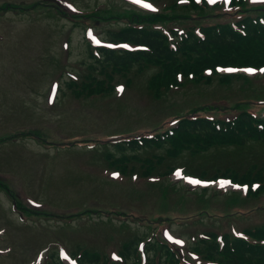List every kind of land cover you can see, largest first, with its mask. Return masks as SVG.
Returning <instances> with one entry per match:
<instances>
[{"label":"rangeland","instance_id":"obj_1","mask_svg":"<svg viewBox=\"0 0 264 264\" xmlns=\"http://www.w3.org/2000/svg\"><path fill=\"white\" fill-rule=\"evenodd\" d=\"M5 1L30 4L35 0H0V3ZM60 2L73 10L93 7L97 3L124 7V3L118 0ZM48 9L49 7L39 8L37 11L30 9L26 13L13 9L0 13V34L3 35L0 36V137L25 129L38 130L47 139L57 140L75 136H103L136 127L138 129L131 131L141 130L140 128L149 130L164 116L180 111L186 106L222 100V103H226L229 102L226 97L235 101L245 93L244 87L247 86L243 80L228 83L215 80L209 84L201 82L172 90L168 95L155 99L148 90L149 78L155 71L149 69L133 73L132 84L126 86L121 94L117 91L115 95L116 91L112 88L95 98L77 97L74 88L69 84L67 86L66 82L77 76L81 77V81L88 73L83 64L84 60L89 61L85 39L86 25L76 24L73 19L60 13H51ZM120 25V22L103 21L102 26L95 28V32L101 35L108 28ZM66 41H69L68 48L65 46ZM58 78L61 82L60 90L56 104H51L48 92L51 89L52 94L53 88L59 82ZM119 80L121 79L115 77L113 83ZM106 86L108 87V84ZM109 144L98 145L99 152L96 148L86 149L80 146L62 150L48 149L52 146L34 139L0 143V174L3 176L0 180L15 191L18 190L15 193L28 206L36 208L34 205L38 204L42 210H55L60 212L59 214L78 212L84 206L93 209L99 207L101 210L92 212L94 218L102 222L98 229L95 222L87 228L84 223L87 225L90 220L88 217L74 222H63L62 219L56 218L40 220L37 219L38 214L30 212L24 213L26 220L22 221L21 216H16L14 210L9 209V194L0 189V252L7 246L12 254L3 257L0 264H33L39 261V252H49L53 246L61 250L71 249L74 243L93 238H96L94 245L104 248L109 244L111 252L114 251L117 248L115 245L121 243L131 231L146 230L145 226L139 224H130L127 229L121 228L119 224L105 225L106 220H100L99 212L104 213L102 210L106 208L115 209V205L120 209L143 210L151 214L159 210L176 214L180 213L177 208H189L190 211L207 203L204 206L212 213L217 212L218 208H227V212L232 213L225 205L224 197H206L196 202V195L193 193L192 199L187 203L173 206L174 199H171L167 207H164L163 203L158 201L161 194L160 184L154 176L152 179H137L134 186L131 176L124 175L121 179L125 187L118 186L122 181L110 178L108 169L112 167L107 166L105 153L108 149L118 155L121 152ZM164 149L140 148V154L137 155L150 157L154 153L164 154ZM235 149L234 146L214 148L198 157L187 152L184 156L169 161L173 165L186 163L212 169L214 165H239L238 162H243L244 157L248 160L253 155H264V146L256 143L232 154ZM126 152L134 153L130 150ZM130 165L140 169L141 162L133 160ZM147 165L148 163H145V167ZM255 202L247 201L245 204L256 206ZM246 215L249 217L245 219L235 217L238 226L244 227L264 221V210L253 214L248 212ZM202 218L205 223L214 220L206 214ZM176 223L177 234L190 233L194 227L196 229L193 224L184 226ZM196 223L202 224L198 221ZM44 258L45 256L42 257Z\"/></svg>","mask_w":264,"mask_h":264},{"label":"trees","instance_id":"obj_2","mask_svg":"<svg viewBox=\"0 0 264 264\" xmlns=\"http://www.w3.org/2000/svg\"><path fill=\"white\" fill-rule=\"evenodd\" d=\"M235 2L240 6L241 11L245 12L244 17L237 21L239 29H235L230 22L204 23L201 19L208 15L205 14L207 5H199L195 0H189V3L184 5L179 4L177 0H171L163 11L157 13H145L135 9L116 12L117 15L109 17L125 18L126 24L120 29L107 31L109 38L116 43L128 41L135 46L145 48L126 50L102 47L100 54L95 55L90 47L91 60L86 63L89 72L83 81H71V87L75 88L78 96L105 94L114 87L112 82L115 77L130 80L128 75L133 70L139 72L151 67L158 69L150 79V89L156 97L162 96L171 89L172 85L187 81L210 83L218 80L221 83H228L233 80H243L248 88L247 91L244 87L246 98L228 106V109L237 112L231 120L210 119L207 118L206 113L190 118L191 112L221 110L219 106L214 105L193 106L190 113H188L189 110L188 114L176 115L180 123L173 134L167 133L165 138L145 139L143 146L164 147L165 156L155 155L160 162H163L165 158L172 159L179 156L185 151H189L194 156L202 155L214 148L236 146L232 152L236 154L238 150L255 143L264 146V116L261 115L264 108V83L258 84L241 73L220 74L216 71V65L257 67L264 65V24L259 17L264 16V5L251 7L246 0H235ZM253 11L257 14L254 15ZM106 14H114V12L107 10ZM89 16L98 17L96 13ZM185 18L197 20L196 25L189 27L184 35H179L177 30L171 29L175 35L176 47L174 48L164 29L157 25L166 26L170 20ZM195 26H199L205 36H198ZM206 68L213 69L211 75L205 74ZM95 72L103 77L100 78ZM178 72L183 73V81H179ZM254 107L256 111H253ZM118 146L122 151L128 149L125 145ZM130 146L131 149L140 148V143L133 141ZM254 157L255 155L248 160L244 157L243 162H238L240 165L238 168H214V172L218 169L214 174L231 175L235 180L248 182L250 186L254 181L260 182L257 191H253L252 188L249 191V196H257L260 192H264V159ZM129 160L131 158L124 154L114 162L126 169ZM145 161L149 162L150 169L155 167L153 158H145ZM202 173L207 171L202 170ZM210 195L215 196L216 192ZM206 196L205 190L198 194L201 201ZM241 202L244 201L238 195H230L227 199L229 207ZM246 230L252 239L226 235V244L223 249H219L216 233L211 231L209 238L198 241L196 249L205 257L221 260L226 264H264L263 245L253 243V237L264 236V225L256 227V231ZM138 239V237L130 239L121 248V263L109 260L107 255L100 251L85 249L80 258L81 264H137L140 261ZM164 246L156 240L147 242V264H181L178 257ZM161 250L162 253L159 255Z\"/></svg>","mask_w":264,"mask_h":264},{"label":"snow or ice","instance_id":"obj_3","mask_svg":"<svg viewBox=\"0 0 264 264\" xmlns=\"http://www.w3.org/2000/svg\"><path fill=\"white\" fill-rule=\"evenodd\" d=\"M146 7H150V5H145ZM249 71H251V70H249ZM194 183H195V181H194Z\"/></svg>","mask_w":264,"mask_h":264}]
</instances>
